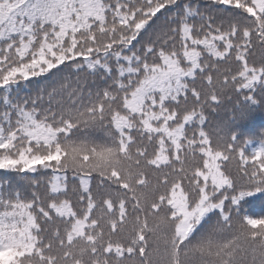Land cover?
<instances>
[{"label": "snow or ice", "instance_id": "snow-or-ice-1", "mask_svg": "<svg viewBox=\"0 0 264 264\" xmlns=\"http://www.w3.org/2000/svg\"><path fill=\"white\" fill-rule=\"evenodd\" d=\"M257 47L264 0H0V264H264Z\"/></svg>", "mask_w": 264, "mask_h": 264}, {"label": "trees", "instance_id": "trees-1", "mask_svg": "<svg viewBox=\"0 0 264 264\" xmlns=\"http://www.w3.org/2000/svg\"><path fill=\"white\" fill-rule=\"evenodd\" d=\"M264 53L257 47L254 50V55L249 59L251 62L259 66L261 63H264ZM236 65L233 64V70H235ZM237 96L232 94L231 101L225 99L224 103L221 105L218 112L208 113V119L204 125L206 131L211 132L213 128L216 127L217 122L224 120L227 113L231 110L233 103L236 101ZM233 132L237 134L238 139L248 138L250 142L246 145L245 151L252 152L258 147H260V138L262 133H264V111L254 110L252 116L245 121L237 122L233 125ZM215 140L213 138V144ZM0 179H3V176L0 175ZM19 178H17L18 180Z\"/></svg>", "mask_w": 264, "mask_h": 264}]
</instances>
